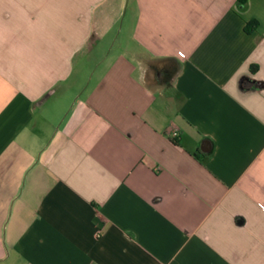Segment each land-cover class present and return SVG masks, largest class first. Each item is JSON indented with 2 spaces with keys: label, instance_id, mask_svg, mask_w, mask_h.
Returning <instances> with one entry per match:
<instances>
[{
  "label": "crops",
  "instance_id": "obj_1",
  "mask_svg": "<svg viewBox=\"0 0 264 264\" xmlns=\"http://www.w3.org/2000/svg\"><path fill=\"white\" fill-rule=\"evenodd\" d=\"M0 264H264V0H0Z\"/></svg>",
  "mask_w": 264,
  "mask_h": 264
},
{
  "label": "rangeland",
  "instance_id": "obj_2",
  "mask_svg": "<svg viewBox=\"0 0 264 264\" xmlns=\"http://www.w3.org/2000/svg\"><path fill=\"white\" fill-rule=\"evenodd\" d=\"M109 6L110 8L106 6L105 8H101L99 10V14H105V17L107 18V12L111 13L112 15L111 21H107L106 19L104 27L102 26L103 29L109 31V33H106L107 35L104 37L103 42L99 44V48L111 50L114 45L115 51L126 42L125 33L128 30L127 27H129L131 13L126 9V4L121 5L117 4L116 2H112L109 4ZM118 10L120 13L115 17V14L118 12ZM125 13H127V15H125Z\"/></svg>",
  "mask_w": 264,
  "mask_h": 264
},
{
  "label": "trees",
  "instance_id": "obj_3",
  "mask_svg": "<svg viewBox=\"0 0 264 264\" xmlns=\"http://www.w3.org/2000/svg\"><path fill=\"white\" fill-rule=\"evenodd\" d=\"M255 25L256 24H254V23H249V25L246 26V31L247 32H252L256 28ZM252 70H253V68H252Z\"/></svg>",
  "mask_w": 264,
  "mask_h": 264
}]
</instances>
